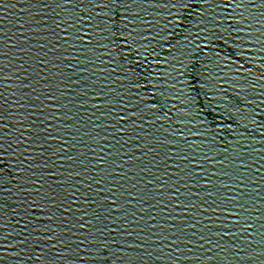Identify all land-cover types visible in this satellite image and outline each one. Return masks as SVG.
Segmentation results:
<instances>
[{
  "label": "water",
  "instance_id": "water-1",
  "mask_svg": "<svg viewBox=\"0 0 264 264\" xmlns=\"http://www.w3.org/2000/svg\"><path fill=\"white\" fill-rule=\"evenodd\" d=\"M0 5V264H264V0Z\"/></svg>",
  "mask_w": 264,
  "mask_h": 264
},
{
  "label": "snow or ice",
  "instance_id": "snow-or-ice-1",
  "mask_svg": "<svg viewBox=\"0 0 264 264\" xmlns=\"http://www.w3.org/2000/svg\"><path fill=\"white\" fill-rule=\"evenodd\" d=\"M58 2L64 5L75 4V0H58ZM92 2L95 6H98V11H105L107 13H112L113 7H117L118 9L122 8L123 11L119 12V15L123 17V21L120 22H124L127 20L126 14L133 0H92ZM148 2H150V0H142V3H148ZM2 7L3 5H0V8ZM137 16H139V13H137L136 16L133 17V19H136ZM93 19L94 17L92 15H88L86 18H82V17L70 18L68 22V26L77 27V30L79 31L80 29L78 25L80 23H86L88 27H92ZM100 22H102L106 28L110 26V32L113 39L119 38L124 32V29L118 26V22L113 18V15H108L103 18H100ZM96 27L99 29L100 23H97ZM49 95H51V93H49ZM98 239L101 240V243L95 245L96 251L94 255L96 258L92 260L91 264H111V258L108 257V251L106 247L108 238L101 234V236L98 237ZM89 246L92 247L91 244ZM76 247L77 249H79L81 245L77 244ZM136 264H138V262H136Z\"/></svg>",
  "mask_w": 264,
  "mask_h": 264
}]
</instances>
